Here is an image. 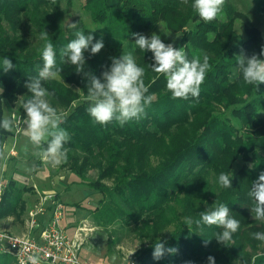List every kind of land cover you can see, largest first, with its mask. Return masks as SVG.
I'll return each mask as SVG.
<instances>
[{
	"label": "trees",
	"instance_id": "1",
	"mask_svg": "<svg viewBox=\"0 0 264 264\" xmlns=\"http://www.w3.org/2000/svg\"><path fill=\"white\" fill-rule=\"evenodd\" d=\"M76 1H85L84 10L93 27L84 19L75 20V28L73 23H65L63 3L71 8ZM193 3L0 0V121L6 117L5 104L18 103V111L24 112L23 103L31 96L25 85L43 67L40 36L46 31L57 65L63 68V79L44 80L42 86L55 92L49 102L62 115L60 127L71 137L64 145L69 151L60 169L68 172L69 189L88 187L100 195L94 212L98 222H119L135 232L145 245L135 264H210L209 256L215 264H264V241L252 235L264 233V220L253 218L254 200L248 195L252 182L264 172V86L260 84L256 90L246 85L236 61L240 54L264 59L260 56L264 33L232 1L225 0L222 16L211 22L194 12ZM255 4L264 14V0H255ZM239 22L246 39L237 46L232 44ZM158 24L171 33L183 30L179 42L189 60L205 53L209 56L211 69L199 98L173 99L166 77L151 68L153 53L135 45L133 33L147 37ZM77 30L93 35V43L101 38L104 43L98 54L92 55L90 48L85 51L86 64L80 74L70 63L61 65L59 56ZM130 51L137 65L145 69L144 81L149 87L145 95L154 96L146 116L123 127L116 122L94 124L87 112L89 79L84 73L102 80L112 57ZM4 57L15 66L6 73ZM13 136L0 128V164L5 139ZM222 172L233 173L232 188L220 186ZM33 191L27 183L9 178L0 200V219L24 215L30 206L26 194ZM63 203L65 210L73 205ZM219 203L227 205L230 217L240 222L227 246L215 239L221 228L195 223L200 212ZM189 219L193 223L187 226ZM158 239L166 242L165 249L177 251H165L161 259H154L153 245ZM0 264H15V260L0 253Z\"/></svg>",
	"mask_w": 264,
	"mask_h": 264
},
{
	"label": "clouds",
	"instance_id": "2",
	"mask_svg": "<svg viewBox=\"0 0 264 264\" xmlns=\"http://www.w3.org/2000/svg\"><path fill=\"white\" fill-rule=\"evenodd\" d=\"M187 2V0H185ZM225 0H194L192 8L195 13L205 22H211L223 14ZM76 27L75 23L71 25ZM167 34V33H166ZM75 38L59 50L60 64H71L75 66L77 74L84 71L86 64L85 51L90 48L91 54H98L104 47L102 38L93 43L94 36L85 34L82 30H77ZM136 37L135 45L143 52L153 53L155 64L152 70L166 77V87L171 92L173 99H188L189 96L199 98L201 85L205 81L206 74L211 69L209 56L205 53L188 59L185 50L176 49L173 44H165L159 35L153 33L151 37H145L139 33H133ZM179 36V35H177ZM40 39L44 41L41 56L43 67L39 69L38 76L29 78L25 87L31 93L29 99L23 103L25 118L20 116L5 117L0 121V128L6 132L13 131L21 124L29 134V140L33 145L35 155L41 159L58 166L67 160L68 149L64 145L71 139L69 133L60 127L62 115L57 109L51 106L49 97L55 92H49L42 86L44 80H61L63 68L57 65L56 51L53 43L48 38L46 31L41 33ZM260 56H264L262 48ZM236 61L243 82L252 85L257 90L258 85L264 84V59L257 55L245 57L243 54L236 55ZM15 66L12 61L4 57L2 68L6 73ZM89 79L87 88V101L89 107L87 112L94 124L107 125L116 122L123 127L131 121H138L146 116V107L149 106L153 95H145L149 91L144 81L145 69L137 65L133 52L122 53L119 58L112 57V64L109 70L102 73V80L90 72L84 73ZM47 147H44V145ZM233 173H220L219 184L223 188H232ZM248 195L253 198L254 206L251 213L254 219L264 220V172H261L258 179L251 184ZM230 209L224 203L217 204L214 208L200 212V219L196 220L197 226L215 225L222 229L216 233L215 239L218 243L228 245L232 241L233 234L240 227V222L229 215ZM193 223L187 220L186 225ZM257 240L264 241V233L252 234ZM165 241L158 239L153 245V258L161 259L168 253L177 251L174 247L165 249ZM134 252L128 254L129 257ZM30 264H39L36 256H30ZM117 257L114 255L112 261ZM210 264H215L212 256L208 257Z\"/></svg>",
	"mask_w": 264,
	"mask_h": 264
},
{
	"label": "rangeland",
	"instance_id": "3",
	"mask_svg": "<svg viewBox=\"0 0 264 264\" xmlns=\"http://www.w3.org/2000/svg\"><path fill=\"white\" fill-rule=\"evenodd\" d=\"M229 1H232L237 6L238 10L250 15L257 26L264 33V14L258 10L255 0ZM84 4L85 1H76L73 7L68 8L66 4L63 3V7L66 10V24H72L77 19H84L90 26L93 27L89 14H87L84 10ZM192 26L190 25L189 28ZM235 30V40L232 45L238 46L241 44L242 40L246 39V34L243 32L241 22L236 24ZM153 33L159 35L165 44L171 43L176 49L182 48L179 41L184 34L183 30L171 33L164 24H158L157 28L150 32L147 37L150 38ZM261 85L264 86V84ZM18 106V103L11 105L5 104V116L9 118L12 116H20L22 119L25 118L26 113H20L18 111ZM11 132H13L14 136L7 138V140L5 139L6 142L3 145V161H1L0 164V198L2 197L3 190L11 177L17 178L24 184L27 183L28 185H31L30 182H28L27 177H22L20 175L23 174L27 176L31 172V167L33 169H38V180H42L43 184L46 183L47 185H42L41 187L38 185L36 186V194L38 196L36 205L29 206L25 214L19 219L14 215L0 219V231L14 236L34 235L36 229L32 228L31 212L39 204L43 194L56 192L58 199L62 202V193H60L57 189L59 188L70 195L67 197L65 196V201L73 204L72 206H66L65 210V219L67 217V220L72 221L74 225L72 227L74 228V231L71 234L73 235L79 228L82 230L81 235L83 238L80 237L82 238L80 251V259L82 262H85L86 264H128V254L134 252L129 257V260L130 262L136 263L137 254L145 245L139 241L140 239L131 228L124 227L119 222L114 224H103L95 219L94 212L98 207L100 195L91 191L88 187L78 186V188L76 186H71V189H65L63 187L65 184H63L61 180H63L64 176L68 175V172L60 169V165L53 166L51 163L43 159L40 160L41 158L33 153L30 155L26 154L21 141H24V144H31V142L29 140V134L22 124L14 128ZM31 158L32 160H30ZM38 160L40 161L38 162ZM28 161H30L29 164L25 165ZM241 164L242 163H239L236 168L240 167ZM27 165H29L30 168L27 167ZM246 166L248 168L251 167L250 164ZM91 176H94L93 172L91 173ZM59 193L60 195H58ZM59 196H61V199ZM76 211L79 212L78 218H75ZM48 217V215L40 216L39 219L46 221ZM43 221L41 223L39 222V225L43 224ZM10 223H12L11 225H13V227L8 226ZM1 254L6 255L3 253ZM114 255L117 257L115 262L112 261V257Z\"/></svg>",
	"mask_w": 264,
	"mask_h": 264
},
{
	"label": "built area",
	"instance_id": "4",
	"mask_svg": "<svg viewBox=\"0 0 264 264\" xmlns=\"http://www.w3.org/2000/svg\"><path fill=\"white\" fill-rule=\"evenodd\" d=\"M45 215L49 216L46 221L39 219ZM64 221L65 205L57 193L43 194L31 212L32 228L39 231V236H14L0 231V253L11 256L16 264H30V256L38 257L39 264H86L80 259L82 230L70 235Z\"/></svg>",
	"mask_w": 264,
	"mask_h": 264
},
{
	"label": "crops",
	"instance_id": "5",
	"mask_svg": "<svg viewBox=\"0 0 264 264\" xmlns=\"http://www.w3.org/2000/svg\"><path fill=\"white\" fill-rule=\"evenodd\" d=\"M23 138V137H22ZM23 140V139H22ZM22 142V147H23V149L25 150V152H26V154H31V153H35V151H36V149H34V147H33V145L32 144H30V143H27V144H24V141H21ZM25 145V146H24ZM28 156V155H27ZM30 160H32V158L30 159ZM29 162L30 161H28V163H25V165L26 164H29ZM35 166H36V163H35ZM21 167V166H20ZM27 167H29L30 168V166L29 165H27ZM30 170H31V172L27 175L28 177H29V179H28V182H30V184L31 185H29V186H31V187H33V189H34V191L33 192H29V193H27L26 194V197L28 198V200H29V203H30V206H33V205H36V201H38V196H37V189H36V186L38 185L39 187H41L42 185H47L46 183H44L43 184V181L42 180H38V177H37V175H38V169H33L32 167L30 168ZM27 177V178H28ZM68 176L66 177V176H64L63 177V180H61V182L63 183V184H65V186H63L65 189H69L70 188V186L68 187ZM39 181V182H38ZM39 183V184H38ZM76 187H78V186H76ZM79 188V187H78ZM58 189V191L60 192V193H62V197H63V199L65 200V196L67 197V196H70L68 193H66L65 191H62L61 189H59V188H57ZM76 215H75V218L77 217L78 218V216H79V212H77L76 211V213H75ZM90 214V213H89ZM88 214V215H89ZM5 222V221H4ZM3 222V223H4ZM12 223H10L8 226H11V227H13V225H11ZM64 226L67 228L66 230L68 231V233L69 234H71L73 231H74V228H72L74 225H73V223H72V221H68L67 220V217H66V219H65V221H64ZM33 237H38L39 236V231H37L36 230V232H35V234L34 235H32Z\"/></svg>",
	"mask_w": 264,
	"mask_h": 264
}]
</instances>
